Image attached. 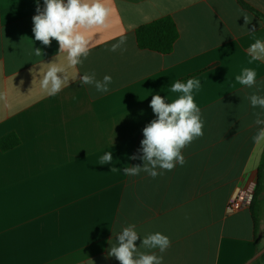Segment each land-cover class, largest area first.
<instances>
[{
	"label": "crops",
	"instance_id": "0c3cea01",
	"mask_svg": "<svg viewBox=\"0 0 264 264\" xmlns=\"http://www.w3.org/2000/svg\"><path fill=\"white\" fill-rule=\"evenodd\" d=\"M244 1L264 15V0ZM37 4L0 0V138L20 139L0 150V264H120L108 252L129 224L137 247L149 233L170 238L163 253L140 248L163 264H254L264 253V174L256 233L249 208L228 214L226 205L257 179L264 152V140L253 139L264 109L248 100L264 95V59L249 63L248 54L264 41V20L237 0H110L108 26L82 30L90 53L49 96L40 82L48 63L67 66V53L54 39L35 40ZM167 15L179 30L173 51L139 48L136 30ZM244 68L257 72L252 88L235 79ZM92 72L112 77L108 92L81 83ZM190 78L201 82L193 98L204 135L182 149L186 163L156 178L124 175L143 166L131 157L142 155V130L156 118L152 96L171 102L182 95L171 84ZM107 152L112 163L100 165Z\"/></svg>",
	"mask_w": 264,
	"mask_h": 264
},
{
	"label": "clouds",
	"instance_id": "9594fccd",
	"mask_svg": "<svg viewBox=\"0 0 264 264\" xmlns=\"http://www.w3.org/2000/svg\"><path fill=\"white\" fill-rule=\"evenodd\" d=\"M109 3L110 0H43V8L37 4V14L32 17L35 40L50 46L54 39L59 44V53H67V66L54 61L48 63L49 67L40 82L47 95L55 96L69 85L65 75L67 68L83 65L90 53V41L82 30L107 27L112 11ZM244 19L245 24L249 23L247 15ZM118 46L114 45L110 50L115 51ZM34 53L36 56L42 55L40 48H34ZM248 54L249 63L264 59V41L255 40L248 48ZM235 79L240 85L252 88L257 84V72L253 68H244ZM80 80L82 84L94 86L96 91L101 93L108 92L112 83L110 75L97 80L94 72L83 74ZM200 88L201 82L198 78H190L186 82L177 80L171 84L170 91L182 95L171 102L159 94L152 96L149 106L156 118L142 130V155L131 157L142 159L143 166L125 167L124 175L136 176L143 171L156 178L163 174V170L172 171L177 164L183 166L186 163L182 149L204 135L201 110L193 98V91H199ZM248 100L251 107L264 109V95L254 92ZM255 116V124L261 127L253 139L259 142L264 140V112L256 113ZM112 161V152H107L101 156L100 165L111 164ZM110 171L119 172L120 168L112 167ZM140 238L136 225L129 224L116 235V243L111 244L108 256L115 257L120 264H163L162 256L155 252L140 251V248L159 249L163 253L171 246L170 238L160 232L149 233L137 247L136 241Z\"/></svg>",
	"mask_w": 264,
	"mask_h": 264
},
{
	"label": "trees",
	"instance_id": "16d2710c",
	"mask_svg": "<svg viewBox=\"0 0 264 264\" xmlns=\"http://www.w3.org/2000/svg\"><path fill=\"white\" fill-rule=\"evenodd\" d=\"M43 1V0H42ZM238 3L258 17L264 20V15L248 5L244 0H237ZM179 37L178 27L172 16H164L152 22L140 26L136 30V41L139 48L155 51L161 54H169L173 51L175 42ZM20 139L16 133H9L0 138V150L5 152L19 145ZM264 174V152L261 163L257 170L256 188L254 199L249 207L254 222V231L257 230L258 221V197L262 191V176ZM254 264H264V253Z\"/></svg>",
	"mask_w": 264,
	"mask_h": 264
},
{
	"label": "built area",
	"instance_id": "2783aa9c",
	"mask_svg": "<svg viewBox=\"0 0 264 264\" xmlns=\"http://www.w3.org/2000/svg\"><path fill=\"white\" fill-rule=\"evenodd\" d=\"M256 180H250L245 186L238 188L226 205V212L234 214L249 208L254 199Z\"/></svg>",
	"mask_w": 264,
	"mask_h": 264
}]
</instances>
